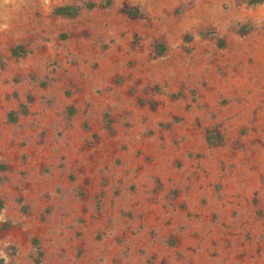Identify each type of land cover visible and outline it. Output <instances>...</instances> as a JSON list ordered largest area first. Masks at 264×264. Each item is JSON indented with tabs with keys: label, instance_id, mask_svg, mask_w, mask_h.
Listing matches in <instances>:
<instances>
[{
	"label": "rangeland",
	"instance_id": "374dc122",
	"mask_svg": "<svg viewBox=\"0 0 264 264\" xmlns=\"http://www.w3.org/2000/svg\"><path fill=\"white\" fill-rule=\"evenodd\" d=\"M0 200V264H264V0H0Z\"/></svg>",
	"mask_w": 264,
	"mask_h": 264
},
{
	"label": "trees",
	"instance_id": "16d2710c",
	"mask_svg": "<svg viewBox=\"0 0 264 264\" xmlns=\"http://www.w3.org/2000/svg\"><path fill=\"white\" fill-rule=\"evenodd\" d=\"M258 1H261V0H252V2H258ZM94 6H95V3H93V2H87L84 5V7H86V8H91ZM80 8L81 7L77 6V5H62V6H57V7L53 8V13L56 15L74 17L79 13ZM247 28H249V27L242 26L241 30L245 31V30H247ZM1 206H2V201L0 200V208H1ZM39 254H41V253L39 252ZM38 263H39V261L36 259V264H38Z\"/></svg>",
	"mask_w": 264,
	"mask_h": 264
}]
</instances>
